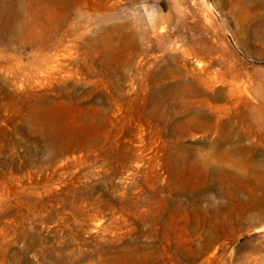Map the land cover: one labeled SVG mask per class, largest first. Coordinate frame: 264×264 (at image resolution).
Returning <instances> with one entry per match:
<instances>
[{
    "label": "rangeland",
    "instance_id": "rangeland-1",
    "mask_svg": "<svg viewBox=\"0 0 264 264\" xmlns=\"http://www.w3.org/2000/svg\"><path fill=\"white\" fill-rule=\"evenodd\" d=\"M236 79L264 0H0V264H264Z\"/></svg>",
    "mask_w": 264,
    "mask_h": 264
},
{
    "label": "bare ground",
    "instance_id": "bare-ground-1",
    "mask_svg": "<svg viewBox=\"0 0 264 264\" xmlns=\"http://www.w3.org/2000/svg\"><path fill=\"white\" fill-rule=\"evenodd\" d=\"M236 184L245 185L242 194H252L250 187L253 162L264 155V97L253 84L236 79Z\"/></svg>",
    "mask_w": 264,
    "mask_h": 264
}]
</instances>
